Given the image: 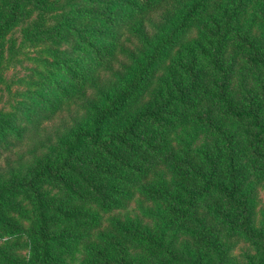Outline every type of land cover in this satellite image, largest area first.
Returning a JSON list of instances; mask_svg holds the SVG:
<instances>
[{
  "label": "trees",
  "instance_id": "trees-1",
  "mask_svg": "<svg viewBox=\"0 0 264 264\" xmlns=\"http://www.w3.org/2000/svg\"><path fill=\"white\" fill-rule=\"evenodd\" d=\"M30 1L60 4L9 0L0 38L33 18ZM60 8L12 51L34 66L0 109V228L32 242L29 258L28 242L0 245V264H63L64 240L101 219L92 205L126 208L136 191L169 205L143 209L157 230L116 221L121 240L91 243L89 264H226L224 230L255 249L249 264H264V222L244 191L248 174L264 179V0Z\"/></svg>",
  "mask_w": 264,
  "mask_h": 264
},
{
  "label": "rangeland",
  "instance_id": "rangeland-1",
  "mask_svg": "<svg viewBox=\"0 0 264 264\" xmlns=\"http://www.w3.org/2000/svg\"><path fill=\"white\" fill-rule=\"evenodd\" d=\"M8 1L9 0H0V14L2 13V9L4 10ZM66 1L67 0H60L59 8L54 11H45L40 8L36 9V4L33 1H30L28 4L29 8H35V15L33 18L19 21L18 25L11 32L0 38V73L2 74L4 81L0 84V109L3 107L9 109V102L14 101L18 92L24 89L21 79L29 78L32 75V68L34 65L31 60H28L27 58L24 59L21 55L18 58H11L12 51L19 47L24 37L23 29L33 25V23L39 18H44L47 20V23L54 24L55 21L59 19V15L62 12L60 6ZM156 15L155 12L151 13L152 18H155ZM181 137L184 138L185 135H181ZM189 137H191L190 134L188 135V138ZM201 138L205 139V136H202ZM199 144L200 142L197 143V146ZM199 147L200 146L197 148ZM167 176L171 177V174H167ZM247 178L248 181L244 191L249 196L248 201L252 205L257 223L262 224L264 222V179H259L253 174H248ZM120 199L124 201V198L120 197ZM127 204L128 207L126 208L116 207L108 211L92 205V210H97L101 219H99L95 226H86V228H82L90 231L89 234L83 236L84 238L73 239L72 241L64 240V247L59 248L60 255L64 259L63 264H89L91 260L89 254L91 243L96 242L100 237L104 236L110 237L115 235L119 237L115 226L116 221H121L126 224L128 222L130 224H135L138 219H144V222L152 228L151 230H157V226L159 225L158 219L144 215L143 209L154 211L156 213H165L169 206L166 203L148 198L140 191H136L133 200H129ZM28 205L29 207H33V204L30 201L28 202ZM162 226L168 227L170 235L174 232V236L177 234L174 226L167 224ZM219 227L220 226H218L217 229H219ZM179 238V241H181V237ZM119 240H121L120 237ZM221 240L223 243L222 247L225 248L228 253L226 264H249L246 254L253 255L255 253V249H253L251 244L236 235L226 233L225 230L221 233ZM13 241L25 244L28 242L29 249L25 248L22 250V253L26 254L29 258L32 241L28 234L11 235L0 228V245ZM66 246L67 248L65 249ZM135 250V246H131V251L135 252Z\"/></svg>",
  "mask_w": 264,
  "mask_h": 264
}]
</instances>
